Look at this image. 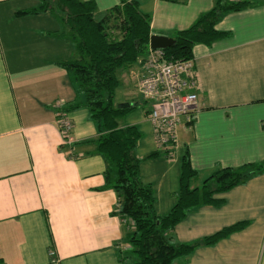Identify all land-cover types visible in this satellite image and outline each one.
Returning <instances> with one entry per match:
<instances>
[{"label": "crops", "instance_id": "0c3cea01", "mask_svg": "<svg viewBox=\"0 0 264 264\" xmlns=\"http://www.w3.org/2000/svg\"><path fill=\"white\" fill-rule=\"evenodd\" d=\"M83 1L94 2L101 18L123 0ZM127 1L150 16L151 35L169 38L216 2ZM36 4L0 0V264H125L129 224L118 214L117 193L105 188L96 125L87 110H66L76 92L59 64L76 57L74 44L57 16L18 14ZM215 29L224 36L192 49L197 106L189 123L181 120L169 157L157 148L149 109L138 110L145 103L137 88L142 59L124 69L132 84L124 77V97L114 104L132 109L118 125L140 132L133 151L138 177L152 188L159 216L175 205L184 155L196 172L192 187L217 169L264 164V0L225 13ZM58 102L72 121L71 144L61 143L55 124ZM215 198L223 202L191 210L171 241L190 244L243 227L175 264H264V171Z\"/></svg>", "mask_w": 264, "mask_h": 264}, {"label": "trees", "instance_id": "16d2710c", "mask_svg": "<svg viewBox=\"0 0 264 264\" xmlns=\"http://www.w3.org/2000/svg\"><path fill=\"white\" fill-rule=\"evenodd\" d=\"M36 1L34 7L18 14H54L67 27L65 36L74 44L76 57L59 64L71 74L76 92L75 99L66 110L85 109L96 125L99 134L95 140L96 150L107 161L105 188L117 193L118 214L129 224V231L123 238L128 245L125 264H175L176 260L190 255L197 246L213 245L240 230L244 223L190 244L172 242L169 237L191 210L199 206L220 205L223 200L216 199V195L262 173L264 164L217 169L198 187H192L196 172L184 155L175 205L163 216L154 211L152 188L139 180L140 160L133 151L140 132L135 126L119 127L118 120L132 107L118 108L114 104V96L119 86L117 71L130 68L148 51L150 16L143 14L135 1L123 0L121 5L111 8L101 18L96 17V5L91 1ZM247 5L249 3L216 0L209 12L189 28L175 34L174 45L164 50L166 56L173 60L191 59L195 45H209L224 36L215 29L222 15Z\"/></svg>", "mask_w": 264, "mask_h": 264}, {"label": "built area", "instance_id": "2783aa9c", "mask_svg": "<svg viewBox=\"0 0 264 264\" xmlns=\"http://www.w3.org/2000/svg\"><path fill=\"white\" fill-rule=\"evenodd\" d=\"M229 3H252L258 0H226ZM194 60H173L164 49L148 51L141 62L138 92L148 104L147 119L151 124L157 148L169 157L177 141V128L182 119L189 123L198 96ZM55 124L63 145L71 144L72 121L63 102L55 105Z\"/></svg>", "mask_w": 264, "mask_h": 264}, {"label": "rangeland", "instance_id": "374dc122", "mask_svg": "<svg viewBox=\"0 0 264 264\" xmlns=\"http://www.w3.org/2000/svg\"><path fill=\"white\" fill-rule=\"evenodd\" d=\"M52 16H55L54 14H52ZM126 71L124 70V69H121V70H118L117 71V76H118V79H119V81H120V83L119 84H121L119 87H118V89L116 90V92H115V96H114V103L116 104V103H118L120 100H122V97H124V93H125V89H124V87H123V85H122V83H123V81H124V77H127V80L128 81H130V84H132L131 83V79H130V76L127 74V73H125ZM149 109V106H148V104H145V103H140L139 104V106H138V110L140 111V110H144V112L146 111V110H148ZM137 110V109H136ZM137 110V111H138ZM136 111V112H137ZM135 114V113H134ZM126 120V119H125ZM127 255H128V253H127ZM131 261L133 260L132 258H129Z\"/></svg>", "mask_w": 264, "mask_h": 264}, {"label": "water", "instance_id": "95a60500", "mask_svg": "<svg viewBox=\"0 0 264 264\" xmlns=\"http://www.w3.org/2000/svg\"><path fill=\"white\" fill-rule=\"evenodd\" d=\"M175 43V40L173 38L165 37V36H157V35H151L149 40V47L152 50L155 49H168L171 48ZM129 104H120L118 105V108H126Z\"/></svg>", "mask_w": 264, "mask_h": 264}]
</instances>
